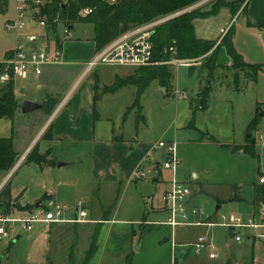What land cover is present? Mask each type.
<instances>
[{"label": "rangeland", "instance_id": "rangeland-1", "mask_svg": "<svg viewBox=\"0 0 264 264\" xmlns=\"http://www.w3.org/2000/svg\"><path fill=\"white\" fill-rule=\"evenodd\" d=\"M211 3H207L197 9H200L202 12L208 11L212 7ZM14 8L15 0H7L4 5L0 3V60L5 57L6 50L14 45V34L4 29V23L14 17ZM233 14L229 9L220 7L214 13L198 17L194 20L195 35L197 37H207L217 40L222 35L223 29L229 24L225 33L232 27L230 35L231 38L234 37L237 40V47L239 49L254 50L259 57V61H262L264 59V37H254L244 32L243 28L246 18L244 15L239 17L236 15L234 17ZM29 33L40 35L43 33V30L36 27ZM70 37L72 40H81L90 45L93 37V28L89 23H76L71 30ZM220 52L216 60L223 57V54L220 55ZM207 57H199V63L195 66L179 68L178 70L172 67L173 78L171 83L173 89L168 90L167 94L163 88L158 86V83L152 82L143 94L140 95L139 103L143 107L141 114L148 117L147 126H144L141 122H136L137 107L134 108L132 106L138 90L136 86H126L123 91L114 96H102L98 107L104 115L113 119L119 117V115L122 118L126 116L123 121L126 120L125 128L127 130H131V127L134 129V126L138 125V130L141 134L154 140H157L163 130L171 123L170 127L167 128L168 134L165 138L172 139V135L176 133V156L179 161L176 167L178 173L177 179L191 189L192 201L189 203V207L194 206L202 209L204 216H208L210 221L219 222L221 215L228 216L237 210L231 208L226 202L218 203V201H225L232 194L235 186H241L238 191L241 196L249 197V184L251 185V183L256 182L259 177L256 170L259 169L260 173L264 174V147H260L261 157L259 159L253 158L246 153H230L224 147L195 144L200 139L199 134L187 128L178 130L175 126L176 109L173 91L177 89L179 92L185 94L187 99L192 97L194 95L193 76L198 70L200 71L206 66L205 61ZM85 67L86 65L83 66L84 69ZM190 69L194 70L195 73L191 75L189 73ZM93 71H97L100 74V83L97 86L98 93L102 88V91H104L107 87H110L107 85L114 84L115 75H118V78H126L131 76L135 70L128 67L109 68L97 66L91 72ZM224 73L226 74L224 77L217 79L218 75L215 74V78L213 79L212 77L213 81H209L210 79L206 81V84L210 85L212 91L211 98L225 97L232 100L235 106L236 130L241 133L243 139H247V134L250 132V138H253L254 144L255 135L260 146L259 136H264V107L260 105L257 109L258 119L261 120L257 128L248 131L246 130V124L255 115V111L252 109L255 103H264V79L259 84H255L244 77L246 76L245 72L240 71V74H245L244 76L241 75L237 84L234 83V77L231 73ZM206 77L204 76L203 78L206 79ZM22 82V79L16 80L18 88L16 94L19 99L29 97V92H22L24 88L20 87ZM219 85H222L221 89H218ZM127 107L134 109H131L125 115ZM260 114H262L261 117ZM28 119L27 114L22 115L16 118V123H24ZM10 122L6 119H0V137H6L10 134ZM187 142L190 145H186ZM42 144L44 143L42 142ZM79 147L80 145H74V147L69 149V152L61 154V158L64 159L63 161L68 162V165L62 169L65 186L61 190L64 196H55V200L71 207L77 202L84 204L88 210V220H98L100 216H103L101 219L104 220L106 219L105 214L111 213L110 217L115 220V224L113 225L111 234L106 236L102 250L107 246L105 254L108 258L112 256L119 257L121 253L125 252V247L130 239L128 233L131 227L140 231L139 223L143 219L150 222L167 220L166 212L163 210L155 212V208L159 207L162 202L163 186L165 185L166 189L169 186V183L166 181L168 176H162L165 183L161 179L158 182H154L153 175L147 174L145 180L133 182L128 187L126 185H115L105 189L103 188L104 186L92 184L84 178L85 176H81L80 173L85 171L91 164V157L88 152L89 148L85 149V152L82 154L79 151ZM83 148L81 146V149ZM55 155L53 158L60 157ZM150 159L152 158H148L149 161H151ZM147 161L144 162L145 168L149 166V161ZM20 166L9 176L4 186L10 182V187L14 190L15 186H19L20 182L29 185L27 195L22 196L19 200L22 204H25L26 202L29 203L34 199L40 198V196H32L33 191L30 189L31 168L34 167H28L27 164ZM1 181L0 175V184ZM254 201L253 199L252 207L256 212L259 210L261 204H255ZM217 207L220 208L215 211ZM240 215L243 214L240 213ZM146 228L148 230L145 233L143 232L145 238L142 239L141 244H138V247L139 245L142 246V250L134 254L132 264H170V256L173 253L171 242L170 240L164 243H160L159 241L164 234L167 235L168 229L164 226H150ZM44 230V225L36 224L31 232L24 233L19 223H13L10 228L9 238L0 241V264H82L92 237L95 234V228L90 226L48 228L45 230L47 237L46 235H41ZM142 230L144 231V226H142ZM199 231L201 229L177 227L175 233L180 236L184 234L185 236L181 237L186 240L184 242L176 241L190 243L193 234ZM259 232L248 228L238 230V235L242 240L241 243L244 248L243 258L250 257L251 245L255 243V245L262 247L261 257L264 261V240L260 241L256 239L252 241L247 239L248 235H256ZM212 236L215 245H217L215 249L217 260L215 262L221 264L228 254L234 253L239 243L233 240V237L228 234L226 228L215 227ZM97 251L88 264H95L94 259ZM178 251L179 248H176L177 254ZM189 257H191V260L195 258L192 253ZM196 258L200 260L203 256H197ZM191 260H186L181 264H196L195 261L191 262Z\"/></svg>", "mask_w": 264, "mask_h": 264}, {"label": "crops", "instance_id": "crops-1", "mask_svg": "<svg viewBox=\"0 0 264 264\" xmlns=\"http://www.w3.org/2000/svg\"><path fill=\"white\" fill-rule=\"evenodd\" d=\"M222 1L229 4L234 3L235 6L239 5L233 15L234 17L236 15L238 17L244 15V17L246 18V23L243 28L244 32L249 33L254 37H264V0H240L241 2H239V0ZM236 1L238 2L235 3ZM225 8L231 11V8L229 6H225ZM247 22L251 24L250 27L247 25ZM227 26H229V24ZM226 28L223 29L224 31L222 35L217 39V44L220 42V39L226 34ZM32 30L34 29H30L26 33L31 32ZM71 30L72 29H70V32ZM57 34L61 39L65 37L61 26L58 27ZM197 38L212 40L211 38L207 37ZM62 40L63 42L61 43L60 47L62 53V61L60 64L44 66L41 69L40 75L37 76L33 73H29L25 79H22L23 82L20 87H24L22 89V92H29V97L21 99L17 97L16 91L18 88L15 81L14 93L19 107L15 112L13 119L9 120L11 121L10 134L6 137L0 138L9 137L12 131L13 149L18 154V160H21L23 158L22 162L20 163L21 166L24 164L23 162L28 152L35 146L38 148L39 153L41 154L49 152L48 159H54L56 163L59 162L63 163L64 165L57 167L55 164V166L53 167L40 168L34 164H27L28 167H34L31 168L32 170L29 181L30 189H32L33 191L32 196H40V198L34 199L29 203L26 202L25 204H22L19 200L22 198V196L27 195L29 191V185L20 182L19 186L16 185L14 190H12L9 182V190L12 200H15L21 207L34 206V208H36L35 206L37 203L44 201V199H41L44 195L46 196V198L51 197L54 199L55 196H64V193L61 190V188L65 186L62 169L63 167L68 165V162L63 161L64 159L61 158V154L63 152H69V149L74 147V145H80L79 151L82 154L85 152V149L89 148L88 152L91 157V164L85 171L80 173L81 176H85L84 178L89 180L92 184L102 185V187L104 186L103 188L105 189L115 185H126L128 187L131 183L138 181L134 177L135 169L139 165L144 166V162H146L148 158H152L150 159L151 161L148 160L149 166L147 168H154L156 175H153V181L158 182V180L161 179L163 183H165V180H163L162 176H168V179L166 181L169 183V186L167 187V189L164 187L165 185L163 186L164 194L170 187L173 175L169 170H165L162 168V163L167 156L166 150L156 149L155 146L160 141H163L166 144H171L173 142L175 143L176 133L172 135V139L165 138L168 134L167 128L170 127L171 123H169L167 128L163 130L158 139L154 140L152 138L144 136V134H141L138 130V125L134 126V129L133 127H131V130H127L125 128L126 120L123 121L126 116L122 118L121 115H119V117L113 119L112 117L104 115L98 107L101 101V97L104 95H117L119 92L123 91L125 87L114 93H105L104 91H102V88V90H99L97 93V90H95V86H98V83H100V74L97 71L85 73V69L83 68L85 63L96 53L95 43L92 41L89 45L88 43L81 40H72L70 36L65 40ZM232 43L234 49L238 54L241 55L243 61L246 64L262 65L263 70L258 72L255 79L247 77L245 73L244 74L246 76L239 73V77L235 81L234 74L237 73V71L233 70L232 61L226 55L225 50L222 48L220 50L221 52H219L220 55L223 54V57H221L219 60H216V67L213 70L212 76H209L207 68H203L200 71L198 70L197 73L193 76L194 95L192 97L187 100L177 99L174 95V92L177 89L173 91L176 109V117L174 122L178 130L187 128L199 134L200 139L196 141L195 144L213 145L215 147L226 146L225 149H228L230 153L244 154L243 148L244 146H246L247 139L249 138L243 139L241 133L236 130V115L233 101L225 97L212 99V91L210 85L206 84V81L209 79V81H213L212 77L214 79L215 74L218 75L217 79L219 77L226 76L224 72H229L232 74V76L234 77V83L239 82L241 75L255 84H259L261 80L264 79V59L262 61H259V57L252 49H239L237 47V40L234 37L232 38ZM12 48L13 45L6 50V53L4 55L5 57L7 54H10ZM3 59H1L0 62ZM189 73H191L192 75L195 72L194 70L190 69ZM117 76L118 75L114 76L113 81H115ZM204 76H207L206 79L203 78ZM153 82L158 83L157 81ZM171 82L167 89L160 86L159 83L158 86L160 88H163L164 92L167 94L168 90L173 89ZM205 87L209 88L207 108L204 111H196L193 114L189 105V100L195 99L201 93V91L205 89ZM221 88L222 85H219L218 89ZM95 96L97 98L96 102L94 100ZM23 101L44 103V105L42 109L27 114L29 119L24 123L20 122L17 124L16 118L22 116L20 106ZM134 102H132V106ZM261 104L263 103L256 102L252 107V109L255 111V115L246 124V130H248V126L251 121L256 118L258 111L257 106ZM131 109V107H127L125 115H127V113L131 111ZM142 110L143 107L139 103V108L137 107L138 117L136 115V122H141L144 126H147L148 117L141 114ZM260 121L261 120H259V122ZM259 122L256 128L259 126ZM190 123L193 124L192 129L189 127ZM48 127H51L52 129V140H43L41 138ZM254 139L255 152L257 155L256 158L259 159L261 157L260 147L262 146H259V142L255 135ZM42 142L44 144H42ZM189 143L191 142L189 141ZM189 143L187 142L186 145H190ZM81 146H83L84 148L81 149ZM234 149L238 150L235 151ZM55 154L60 157L53 158ZM11 172L8 174L0 173L2 180L0 187L13 173ZM256 172L259 174V176L264 175L263 173H260L259 169H257ZM177 178L178 173L176 170L175 179L178 181ZM180 183L186 185L183 182ZM255 184H259L258 180L254 183H251V185L249 184V197L241 196L238 192L241 186H235L232 194L229 195V197L225 201L219 200L218 203L226 202L231 206V208L237 210L234 211L235 213H241L243 214V217H255L257 211L255 212L252 207V201L253 199H255L253 188V185ZM187 187L190 189L189 186ZM191 201L192 193L189 197V203ZM189 203L188 206H190ZM162 204L163 203L161 202L160 206L155 208V212H157L158 210H163L164 212H166L168 217V213ZM15 206L16 203L13 202L14 209L12 208L10 214L7 216L11 218H20L31 212L21 211L19 209H16ZM192 207L194 206H191L189 208ZM219 208L220 207H218V210ZM215 211L217 210L215 209ZM15 214H17V216H15ZM110 214L111 213L109 212L105 214L106 220L101 219V217L103 216H100L98 220H88L87 215L86 221L83 223L52 224L50 226H45V230L48 228H56L62 226L93 227L95 228V234L93 235V237H97L98 245V251L96 255L97 258L95 257L94 259L95 264H127V260H130V263L132 264L134 254L142 250V246L139 245L138 247V244H141L142 239L145 238L144 233L148 230V228L146 227L164 226L168 229V232L167 235L163 233L164 235L159 241L160 243H164L166 241L169 242V240L171 242L173 253L170 256V264H181L186 260H191V257H189L191 253L195 257L194 259L192 258L193 260H191V262L195 261L196 264H220L215 262L217 260V257L213 260H209L206 253L196 254L190 249V245H192L196 241L197 237L205 231V228L191 227L201 229V231L193 234V238L190 243H181L177 242L176 240L184 242L186 239H183L181 236L184 237L185 235H177L175 233L177 228L172 232L170 227L165 224L167 220L162 222H150L143 219L139 223L140 231H137L135 228L131 227V230L128 233L130 239L125 247V252L121 253L119 257L112 256L108 258V256H106L105 254L107 246L102 250V245L103 242H105L106 236H108V234H111V232L113 231V225L115 224V220L110 217ZM142 226H144V231L142 230ZM45 230L41 235H46L47 237V233L45 234ZM227 231L228 234L231 235L229 230ZM247 239H250L252 241L256 240L255 235H248ZM241 241L242 240L237 242L239 244L238 247H236L234 253L228 254L224 262L221 264H264V261L261 257L262 247L259 245H255V243H252L250 257L243 258L242 255L244 248L242 247ZM176 248H179L178 254L176 253ZM197 256H203V258L197 260Z\"/></svg>", "mask_w": 264, "mask_h": 264}, {"label": "built area", "instance_id": "built-area-1", "mask_svg": "<svg viewBox=\"0 0 264 264\" xmlns=\"http://www.w3.org/2000/svg\"><path fill=\"white\" fill-rule=\"evenodd\" d=\"M48 1L15 0L14 17L4 23L5 31L14 34L15 42L8 57L0 62V86L8 84L11 80L25 79L29 73L38 76L41 74L42 67L61 63V48L55 44V35L51 25L56 24L57 28L59 26L62 27L65 35L62 39L64 40L71 35V32L58 19H54L50 24L47 22L46 17L43 15V10ZM120 1L102 0L106 5H115ZM211 1L213 0H198L184 9L123 33L103 49L96 52L85 63V73L91 72L97 66L135 69L168 65L179 69L197 65L199 58L178 59L175 50L172 48L168 50L170 53L168 60H154L151 38L154 33L153 29L158 24L197 9L207 3L209 4ZM90 13V9H83L80 11L79 16H87ZM36 27L42 29L43 33L40 35L26 33ZM174 95L177 99H187V96L178 90H175ZM259 139L261 146L264 147V136L260 135ZM155 148L166 150L167 159L162 163V168L169 170L173 175L169 189L161 198L163 206L168 213L165 224L170 227L172 232L177 227L205 228V231L190 245V249L194 253H206L209 260L217 257L216 246L212 238V231L215 227L229 230L235 242L241 240L238 230L245 228L260 231L255 235V238L264 240V205L260 206L255 217H243L239 213L233 212L228 216L221 215L219 222L210 221L208 216H204L202 209L189 208L191 190L175 179L176 167L179 163L176 156V144L174 142L166 144L160 141ZM22 160L23 158L18 160L16 166L11 170L12 172L20 165ZM154 173V168L145 169L144 166L139 165L134 171V177L136 180L143 181L146 179L147 174L154 175ZM258 183L260 185L264 184V175L259 176ZM87 215L88 211L82 203L77 202L71 207L48 197L44 201L39 202V206L24 217L0 216V241L9 238L10 228L13 223H19L22 231L29 233L36 224L50 226L52 224L83 223L86 221Z\"/></svg>", "mask_w": 264, "mask_h": 264}, {"label": "trees", "instance_id": "trees-1", "mask_svg": "<svg viewBox=\"0 0 264 264\" xmlns=\"http://www.w3.org/2000/svg\"><path fill=\"white\" fill-rule=\"evenodd\" d=\"M196 1L198 0H121L115 5H106L102 0H49L43 10V15L49 24L54 19H58L63 26L69 29H73L76 23L85 22L91 24L94 34L92 41L95 43V51L98 52L123 33L184 9ZM6 2L7 0H0L2 5ZM239 2L241 1L239 0ZM212 3V7L208 11L202 12L200 9H194L155 26L151 38L153 59L156 61L168 60L170 58V53L168 52L170 48L175 50L178 59H196L206 55L208 57L204 68H207L209 76H212L216 67V57L223 48L232 61L233 70L237 71L234 74L236 79L239 77L240 71L245 72L247 77L255 79L258 72L263 70V66L250 65L243 61L241 55L233 47L230 35L232 27L220 39L218 44V40H204L196 37L193 25L195 19L214 13L218 8L225 6H229L231 11L235 13L239 6H235L234 3H225L222 0H213ZM87 8L91 10V13L87 16H79L80 11ZM247 25L251 26L249 22H247ZM51 28L55 33L57 46L61 47L62 39L57 34V25L52 24ZM134 70V73L126 78L116 77L114 84L104 90L105 93H114L129 85L136 86L138 90L133 104L134 108H139L140 95L153 81H157L160 86L167 89L173 78L172 67L168 65L135 68ZM14 85L15 81L11 80L8 84L0 86V119L12 120L19 107L15 98ZM95 90H97V86H95ZM208 96L209 88L205 87L195 99L189 100L193 114L196 111H204L207 108ZM94 100L96 102V96ZM259 106H257V109ZM261 106L264 107V103ZM258 122L259 119L256 116L249 124L248 131L255 129ZM189 127L192 129L193 124L190 123ZM41 139L52 140L51 127L47 128ZM247 142L249 144L247 143L244 146V153L256 158L253 138L247 139ZM222 147L226 148V146ZM48 157L49 152L41 154L35 146L28 152L23 163L34 164L40 168L55 166L56 162L48 159ZM18 158V154L13 149L11 131L9 137L0 138V173L8 174L16 165ZM253 188L255 193L254 203L264 205V184H255ZM45 198L46 196L44 195L41 199ZM13 202L16 203L15 208L21 211L34 209V206L21 207L15 200L13 201L9 184L6 183L0 190V216L10 214L12 208L14 209ZM96 239V236H94L82 264H88L93 259L98 250ZM127 264H131L130 260H127Z\"/></svg>", "mask_w": 264, "mask_h": 264}, {"label": "water", "instance_id": "water-1", "mask_svg": "<svg viewBox=\"0 0 264 264\" xmlns=\"http://www.w3.org/2000/svg\"><path fill=\"white\" fill-rule=\"evenodd\" d=\"M51 1H53V0H51ZM43 105H44V103H36V102H30V101H23L22 104H21V106H20L21 114L22 115H26V114L32 113V112H34L36 110L42 109L43 108ZM261 116H262V114H260V117ZM250 136H251V134H250V132H248L247 138H250ZM62 165H64V164L63 163H59V162L56 163V166L57 167H60ZM154 175H156V173ZM4 183L1 185L0 189L2 188V186L4 185ZM38 206H39V203H37L35 207L37 208ZM216 210H218V207L216 208Z\"/></svg>", "mask_w": 264, "mask_h": 264}]
</instances>
